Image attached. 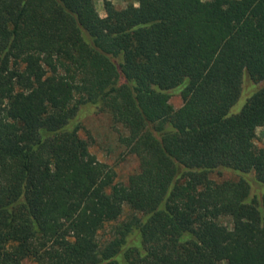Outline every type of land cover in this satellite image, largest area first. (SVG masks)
I'll return each instance as SVG.
<instances>
[{"label":"trees","instance_id":"obj_1","mask_svg":"<svg viewBox=\"0 0 264 264\" xmlns=\"http://www.w3.org/2000/svg\"><path fill=\"white\" fill-rule=\"evenodd\" d=\"M103 9L0 0V264H264V0ZM93 107L127 130L126 183L79 136Z\"/></svg>","mask_w":264,"mask_h":264},{"label":"rangeland","instance_id":"obj_2","mask_svg":"<svg viewBox=\"0 0 264 264\" xmlns=\"http://www.w3.org/2000/svg\"><path fill=\"white\" fill-rule=\"evenodd\" d=\"M117 8L124 7L130 0H111ZM96 9L100 16H104L103 0H95ZM259 84L254 83L248 76L243 78L241 84V94L237 101L230 108V113L238 112L249 95ZM169 102L174 108L182 104V98L179 92L174 89L169 90ZM81 119L79 136L88 143L89 151L100 161L108 164L115 171V181L126 183L128 176L138 170V159L134 154L128 152L120 141V137L127 134V130L120 124L114 123L109 112L99 108L88 109ZM253 141L257 147H264V126L257 127L253 132ZM210 176L217 180L226 178H235L231 172H222L218 174L213 172ZM264 187V184H262ZM129 213L128 207H124V214L121 219ZM220 222L226 225L230 224L228 217L219 218ZM109 228L100 232L102 239L109 235ZM22 264H35L30 260H24Z\"/></svg>","mask_w":264,"mask_h":264}]
</instances>
